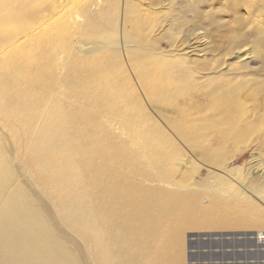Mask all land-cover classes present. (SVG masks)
I'll use <instances>...</instances> for the list:
<instances>
[{
  "label": "bare ground",
  "instance_id": "6f19581e",
  "mask_svg": "<svg viewBox=\"0 0 264 264\" xmlns=\"http://www.w3.org/2000/svg\"><path fill=\"white\" fill-rule=\"evenodd\" d=\"M87 1L75 11L80 0H63L69 8L63 17L66 32L77 28L72 27L76 15L82 13L86 24L91 8L102 2ZM37 2L0 0V60L11 58L15 64L11 83L3 84L9 74L0 71V264H181L176 252L171 259L163 258L168 250H175L179 239L178 231L168 232L167 226L182 228L178 225L182 215L190 226L213 228L212 208L201 199L192 202L165 188L170 183L165 178L168 158L155 138L158 135L166 143L171 138L150 119L147 143L139 141V135L145 134L127 128L121 96L117 97L120 85L99 73L90 80L69 70L64 72L61 91L54 70L45 77L47 66L41 62V69L30 74L32 63L20 48L36 40L33 27L41 20ZM54 3L45 4L50 9ZM40 35L39 41L49 45L52 38ZM138 61L139 85L152 102L157 95L147 73L137 68ZM140 109L136 111L141 113ZM105 117L118 120L128 138H120L109 121H101ZM244 126L243 144L264 137V118ZM186 127L185 123L172 126L175 143L169 162L182 148L196 159L195 139ZM217 130L218 148L231 139L239 142L242 136ZM229 164L210 163L219 171H226ZM258 235H264V229Z\"/></svg>",
  "mask_w": 264,
  "mask_h": 264
},
{
  "label": "rangeland",
  "instance_id": "374dc122",
  "mask_svg": "<svg viewBox=\"0 0 264 264\" xmlns=\"http://www.w3.org/2000/svg\"><path fill=\"white\" fill-rule=\"evenodd\" d=\"M101 1L98 8H91L86 24L79 13L72 24L78 29L66 32L63 17L69 8L63 0H55L50 9L46 0H38L36 40L20 48L32 63L30 74L40 68L39 62L45 63L43 75L49 78L47 72L53 69L61 91L69 70L76 77L84 74L92 80L91 75L99 73L113 80L122 87L117 97L122 98L118 100L127 128L144 132L139 141L146 144L148 121L162 127L170 143L158 135L155 139L168 159L175 143L172 126L187 124L195 139L196 159L185 148L176 151L177 159H167L165 178L170 183L165 188L209 205L215 227L190 226L180 215L182 228L167 226L168 232L178 231L176 248L163 258L171 259L176 252L181 264H264V245L256 241L264 229V137L243 144L244 125L264 118V0ZM80 6L87 3L80 0L75 11ZM124 10L128 13L122 14ZM44 34L52 38L49 45L39 41ZM43 51L45 56L38 54ZM135 59L157 95L152 102L139 85ZM12 61L0 60V71L9 74L4 85L14 80ZM105 120L120 138H128L118 120L101 118ZM218 128L235 136L240 133V141L231 139L218 148ZM224 162H230L226 171L210 165Z\"/></svg>",
  "mask_w": 264,
  "mask_h": 264
},
{
  "label": "built area",
  "instance_id": "2783aa9c",
  "mask_svg": "<svg viewBox=\"0 0 264 264\" xmlns=\"http://www.w3.org/2000/svg\"><path fill=\"white\" fill-rule=\"evenodd\" d=\"M256 241L258 245H264V235H257Z\"/></svg>",
  "mask_w": 264,
  "mask_h": 264
}]
</instances>
